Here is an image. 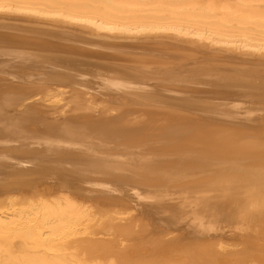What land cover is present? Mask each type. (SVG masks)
Listing matches in <instances>:
<instances>
[{
  "label": "bare ground",
  "instance_id": "6f19581e",
  "mask_svg": "<svg viewBox=\"0 0 264 264\" xmlns=\"http://www.w3.org/2000/svg\"><path fill=\"white\" fill-rule=\"evenodd\" d=\"M0 264H264V0H0Z\"/></svg>",
  "mask_w": 264,
  "mask_h": 264
},
{
  "label": "rangeland",
  "instance_id": "374dc122",
  "mask_svg": "<svg viewBox=\"0 0 264 264\" xmlns=\"http://www.w3.org/2000/svg\"><path fill=\"white\" fill-rule=\"evenodd\" d=\"M167 42H168V43H164V44L162 43V44H161V46L163 47V50H164V51H166V50L169 51V52H174V51H175V52H179V53H186V52H188V51H189V52L193 51V50H184V49H182V48L176 49V48H174V47H176V46H175V45H176V42H173V41H172L171 43H170L169 41H167ZM172 43H173V44H172ZM167 44H169V45H167ZM170 44H172V45H170ZM173 50H174V51H173ZM196 50H198V49H196ZM156 56H157V55H156ZM156 56H154L155 58H154L153 56H151V57H153L154 59H157L158 57L156 58ZM145 57L148 58V57H150V56L145 55ZM38 105H39V107H40L41 109H43V110H45V111H47V110L50 111L48 108H43V106L40 105V104H38ZM38 105H37V106H38ZM99 108H100V107H99ZM223 243H228V242H223ZM232 247H234V246H232Z\"/></svg>",
  "mask_w": 264,
  "mask_h": 264
}]
</instances>
